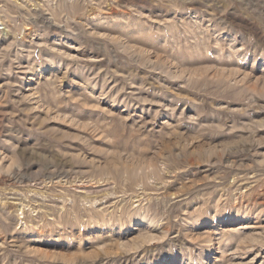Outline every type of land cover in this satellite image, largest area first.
Here are the masks:
<instances>
[{"label":"rangeland","instance_id":"obj_1","mask_svg":"<svg viewBox=\"0 0 264 264\" xmlns=\"http://www.w3.org/2000/svg\"><path fill=\"white\" fill-rule=\"evenodd\" d=\"M0 264H264V0H0Z\"/></svg>","mask_w":264,"mask_h":264}]
</instances>
